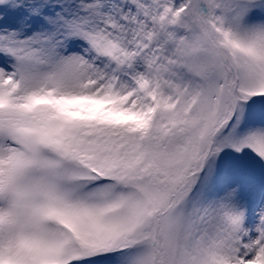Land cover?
I'll use <instances>...</instances> for the list:
<instances>
[{
    "label": "snow or ice",
    "instance_id": "6c2138e0",
    "mask_svg": "<svg viewBox=\"0 0 264 264\" xmlns=\"http://www.w3.org/2000/svg\"><path fill=\"white\" fill-rule=\"evenodd\" d=\"M0 264H264V0H0Z\"/></svg>",
    "mask_w": 264,
    "mask_h": 264
}]
</instances>
